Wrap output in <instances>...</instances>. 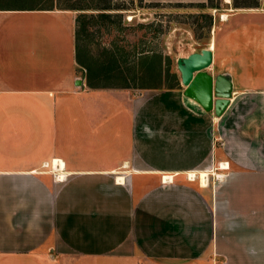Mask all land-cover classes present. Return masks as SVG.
<instances>
[{
	"label": "crops",
	"instance_id": "obj_1",
	"mask_svg": "<svg viewBox=\"0 0 264 264\" xmlns=\"http://www.w3.org/2000/svg\"><path fill=\"white\" fill-rule=\"evenodd\" d=\"M237 2L143 0L215 19L218 117L180 80L89 87L73 12L0 0V264H264V0Z\"/></svg>",
	"mask_w": 264,
	"mask_h": 264
},
{
	"label": "rangeland",
	"instance_id": "obj_2",
	"mask_svg": "<svg viewBox=\"0 0 264 264\" xmlns=\"http://www.w3.org/2000/svg\"><path fill=\"white\" fill-rule=\"evenodd\" d=\"M237 1L241 5L255 0ZM68 6L77 8L69 11L75 17V40L84 64H78L81 75L86 76L85 65L95 69L116 59L122 66V74L113 73L96 79L101 87L122 86L125 82L117 78L119 76L128 80L132 90L157 85V71L153 66H150L148 75L138 73L145 56L153 53L159 54L162 60L159 85H175L180 80L176 60L207 49L215 25V19L212 16L210 21V14L205 9L189 6L161 8L144 4L143 0H54L53 5L47 3L45 7L64 9ZM104 7L110 10H100ZM79 17L80 21L77 20ZM81 20L86 22L84 29H81ZM139 51H143L142 56Z\"/></svg>",
	"mask_w": 264,
	"mask_h": 264
},
{
	"label": "water",
	"instance_id": "obj_3",
	"mask_svg": "<svg viewBox=\"0 0 264 264\" xmlns=\"http://www.w3.org/2000/svg\"><path fill=\"white\" fill-rule=\"evenodd\" d=\"M213 61L212 48L202 49L176 60L183 96L205 112L220 117L230 103L233 84L228 74L213 76L207 70Z\"/></svg>",
	"mask_w": 264,
	"mask_h": 264
},
{
	"label": "trees",
	"instance_id": "obj_4",
	"mask_svg": "<svg viewBox=\"0 0 264 264\" xmlns=\"http://www.w3.org/2000/svg\"><path fill=\"white\" fill-rule=\"evenodd\" d=\"M12 1H14L15 3L13 4ZM53 1L54 0H18V1L9 0V2L13 4L12 6H17V7H20L21 9L26 8V7H28L29 9H43L47 5V3H49L50 5H53ZM7 4L8 3H5V5H7ZM64 9L76 10L77 8H75L74 6H68ZM100 10L106 11V10H110V8L104 7V8H101ZM101 15H105L103 17H108L106 14H101ZM77 20L80 21V17L77 18ZM209 20L212 21V17L210 15H209ZM85 23H86L85 21L83 22L81 20V22H80L81 29H84ZM138 53L141 56L143 55V51H139ZM144 55H146V54H144ZM76 56H77V63L79 65L84 66L83 61L81 60V56L78 53L77 44H76ZM110 56H111V58H113L112 53L110 54ZM153 59H156V60L153 61ZM161 62H162L161 56L157 53L156 54L155 53L150 54V56H145L144 62L142 64H140L141 70L139 72L138 71L137 72L140 74H143V75L146 72V75H148L149 74L148 72L150 71V66H153L155 71H157L156 72L157 81H159V79L161 78V71H160ZM85 68H87V73H86L87 84L89 85V87H93V88L99 87L98 83L96 82V79H101L103 76L111 75L113 73H115V74L116 73H119V74L123 73L122 66H121L120 62L116 59L110 61V64L107 66L102 65L99 68L92 69L91 67H88L85 65ZM97 75H99V76H97ZM173 77L176 79V76L173 75ZM117 78H120L125 82L122 86H119V87H121V88H129L130 87L127 79H123L121 76H119ZM176 85H178V81L175 84V86ZM145 87H147V86H143V88H145ZM171 88H172V86H171Z\"/></svg>",
	"mask_w": 264,
	"mask_h": 264
},
{
	"label": "bare ground",
	"instance_id": "obj_5",
	"mask_svg": "<svg viewBox=\"0 0 264 264\" xmlns=\"http://www.w3.org/2000/svg\"><path fill=\"white\" fill-rule=\"evenodd\" d=\"M222 18L225 19V16H223ZM211 43H212V41H211ZM211 43H210V44H211ZM212 47H213V46H212V44H211V45H210V48H212ZM54 164L57 165V162L55 161ZM227 166H228L227 164H224V163H223V164L221 165V168H222V169H225V168H227ZM190 177L192 178V177H195V176H194V175H190ZM206 177H207V176H206L205 174H201L200 179H201L202 184L206 183Z\"/></svg>",
	"mask_w": 264,
	"mask_h": 264
},
{
	"label": "built area",
	"instance_id": "obj_6",
	"mask_svg": "<svg viewBox=\"0 0 264 264\" xmlns=\"http://www.w3.org/2000/svg\"><path fill=\"white\" fill-rule=\"evenodd\" d=\"M165 179V178H164Z\"/></svg>",
	"mask_w": 264,
	"mask_h": 264
}]
</instances>
